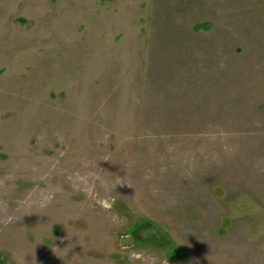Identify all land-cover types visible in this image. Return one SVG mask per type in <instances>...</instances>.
Masks as SVG:
<instances>
[{"label": "rangeland", "instance_id": "obj_1", "mask_svg": "<svg viewBox=\"0 0 264 264\" xmlns=\"http://www.w3.org/2000/svg\"><path fill=\"white\" fill-rule=\"evenodd\" d=\"M134 250L264 264V0H0V264Z\"/></svg>", "mask_w": 264, "mask_h": 264}, {"label": "clouds", "instance_id": "obj_2", "mask_svg": "<svg viewBox=\"0 0 264 264\" xmlns=\"http://www.w3.org/2000/svg\"><path fill=\"white\" fill-rule=\"evenodd\" d=\"M115 204V198H110L102 201V207L104 211L109 213V219L114 225H119L123 222L120 215L113 211ZM129 259L133 262L141 261V264H156V258L150 255H147L143 250L140 251H131L129 253ZM164 264H168V261H164Z\"/></svg>", "mask_w": 264, "mask_h": 264}, {"label": "water", "instance_id": "obj_3", "mask_svg": "<svg viewBox=\"0 0 264 264\" xmlns=\"http://www.w3.org/2000/svg\"><path fill=\"white\" fill-rule=\"evenodd\" d=\"M133 242H134V238L131 236L123 237L120 240V244L126 246L132 244Z\"/></svg>", "mask_w": 264, "mask_h": 264}]
</instances>
